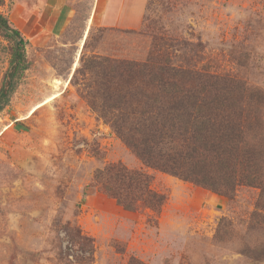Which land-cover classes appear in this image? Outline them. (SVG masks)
Instances as JSON below:
<instances>
[{"label":"rangeland","instance_id":"374dc122","mask_svg":"<svg viewBox=\"0 0 264 264\" xmlns=\"http://www.w3.org/2000/svg\"><path fill=\"white\" fill-rule=\"evenodd\" d=\"M0 11L31 61L0 111V264H264V105L246 134L261 184L227 197L147 166L90 106L88 67L145 61L159 38L175 63L264 92V0H4ZM10 52L0 37V86ZM119 162L151 176L159 212L101 189L97 170Z\"/></svg>","mask_w":264,"mask_h":264},{"label":"trees","instance_id":"16d2710c","mask_svg":"<svg viewBox=\"0 0 264 264\" xmlns=\"http://www.w3.org/2000/svg\"><path fill=\"white\" fill-rule=\"evenodd\" d=\"M0 37L11 49L0 86L1 111L31 61L29 39L2 11ZM172 52L156 38L145 61L94 58L88 67L99 81L89 98L92 109L149 167L227 197L239 183L261 184L246 134L259 125L264 92L230 75L177 64ZM102 63L104 69L95 70ZM96 181L127 210L146 206L159 212L166 201L152 189L148 173L120 162L98 169Z\"/></svg>","mask_w":264,"mask_h":264},{"label":"crops","instance_id":"0c3cea01","mask_svg":"<svg viewBox=\"0 0 264 264\" xmlns=\"http://www.w3.org/2000/svg\"><path fill=\"white\" fill-rule=\"evenodd\" d=\"M106 5L108 6V2L106 3ZM96 10H97V8H96ZM107 10H108V8H107ZM141 17H142V16H140V17L138 18V20H136V21H139V19H140ZM132 19L134 20L135 17H133ZM128 26H134V25H133V24H130V25L128 24Z\"/></svg>","mask_w":264,"mask_h":264}]
</instances>
